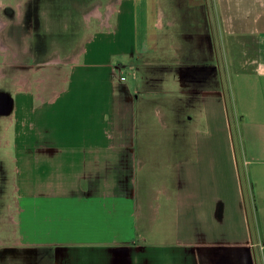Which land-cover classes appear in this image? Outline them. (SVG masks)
I'll return each instance as SVG.
<instances>
[{
    "label": "crops",
    "instance_id": "0c3cea01",
    "mask_svg": "<svg viewBox=\"0 0 264 264\" xmlns=\"http://www.w3.org/2000/svg\"><path fill=\"white\" fill-rule=\"evenodd\" d=\"M182 1L188 14L181 0H121L110 28L61 65L57 85H34L19 70L13 96L0 93L19 200L34 211L40 201L77 210L66 218L77 241L58 240V216L41 221L56 240L28 246L62 245L67 264H264V89L254 90L261 103L242 110L251 118L236 133L238 149L223 70L196 66L237 63L240 76L264 79V0ZM178 20L194 53L180 74L186 96L164 107L178 129L166 137L152 133L160 105L150 92L116 81L128 80L125 71L136 81L137 61Z\"/></svg>",
    "mask_w": 264,
    "mask_h": 264
},
{
    "label": "rangeland",
    "instance_id": "374dc122",
    "mask_svg": "<svg viewBox=\"0 0 264 264\" xmlns=\"http://www.w3.org/2000/svg\"><path fill=\"white\" fill-rule=\"evenodd\" d=\"M120 1L0 0V93L13 96L14 76L19 70L23 71L22 74H28L27 77L34 85L38 82H44L43 84L47 86L52 83V86L57 85L55 80L59 79L61 65L73 62V58L80 52L91 34L110 28L111 17ZM179 4L181 6L179 12L188 14L189 10H185L186 5L182 0ZM181 13L177 15L179 19L182 18ZM185 22L178 20L174 23V27L159 32L165 38L163 40L159 38L157 51L147 52L137 61L136 81L132 82L126 71L123 75L128 80L124 83L116 81L118 86L130 85L135 89L150 92L147 98L153 99L154 105H160L161 108L156 107L153 111L156 117H154L155 125L152 127V133L166 137L173 136L178 129L166 116L164 118V107H167L169 102L183 99L189 89L188 86L180 83V74L189 64L186 62L187 58L193 59L194 53L193 44L189 46L188 43L190 37H184V29L190 30L185 27ZM172 32L176 34L166 37ZM189 47L192 52H189ZM146 61H149L148 64H144ZM205 63L211 64L207 67L209 70L216 67L223 70V90L226 92L233 135L239 149L241 144L236 133H241L242 120L244 119V123H249L251 118L244 115L242 110L245 109V105L248 108V105L262 102V99H259L260 94L255 98L254 90L255 87L264 89V79L248 73H245L244 77L240 76L245 71H241L237 63L231 65L203 59L196 65L197 69H202ZM258 119L264 120V116ZM2 133L3 126L0 125V137ZM11 133L12 131L9 132ZM11 143L12 141L6 142L5 138H0V166H2L0 168V264H55V252L59 264L68 263L70 259L67 260L65 247L62 245L28 246L27 242L43 243L56 240L58 236L43 235L47 230H52V223H41V221L46 218L56 220L58 216L63 218L62 221H58L63 223L61 225L63 230L58 240L67 241L72 238L71 240L77 241L76 223L67 226L66 221L68 215L75 220L77 210L72 208L70 212L60 213L62 209H58L54 212L45 201H37L40 206L34 211V207H29L25 203L26 199L19 200L14 191L17 186L14 173L16 166L11 153ZM131 225L137 235L135 221ZM149 235L147 240H153ZM71 250L70 252H73Z\"/></svg>",
    "mask_w": 264,
    "mask_h": 264
},
{
    "label": "water",
    "instance_id": "95a60500",
    "mask_svg": "<svg viewBox=\"0 0 264 264\" xmlns=\"http://www.w3.org/2000/svg\"><path fill=\"white\" fill-rule=\"evenodd\" d=\"M1 101H2L1 103L3 104L4 103V98L3 97L1 98Z\"/></svg>",
    "mask_w": 264,
    "mask_h": 264
},
{
    "label": "bare ground",
    "instance_id": "6f19581e",
    "mask_svg": "<svg viewBox=\"0 0 264 264\" xmlns=\"http://www.w3.org/2000/svg\"><path fill=\"white\" fill-rule=\"evenodd\" d=\"M110 6H112V5H110Z\"/></svg>",
    "mask_w": 264,
    "mask_h": 264
}]
</instances>
